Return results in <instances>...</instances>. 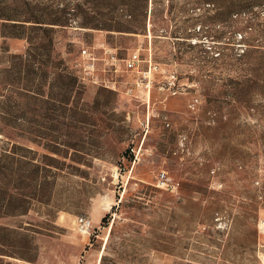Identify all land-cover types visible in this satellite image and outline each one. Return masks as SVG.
<instances>
[{"label":"rangeland","instance_id":"374dc122","mask_svg":"<svg viewBox=\"0 0 264 264\" xmlns=\"http://www.w3.org/2000/svg\"><path fill=\"white\" fill-rule=\"evenodd\" d=\"M59 2L71 7L55 49L70 68L84 45L138 49L150 93L126 92L134 70L118 90L79 80L53 151L26 97V137L13 136L26 161L0 174V264H264V0H147L122 29L89 13L107 0ZM242 8L263 24L231 20ZM25 10L0 0V99L28 44L8 16Z\"/></svg>","mask_w":264,"mask_h":264},{"label":"trees","instance_id":"16d2710c","mask_svg":"<svg viewBox=\"0 0 264 264\" xmlns=\"http://www.w3.org/2000/svg\"><path fill=\"white\" fill-rule=\"evenodd\" d=\"M25 2V18H18L17 14L8 16L12 19L9 25L13 26L10 35L23 37L28 44L25 51L10 54L6 66L8 76L4 84L9 87L4 98L0 99V133L10 139L11 145L4 147L0 153V174L3 176L8 175L11 162L21 164L26 161L27 146L13 137H26V97L29 96L32 101L31 131L35 137L47 138V147L53 151L59 143L54 131L58 125L67 123L65 118L70 116L74 108L73 94L79 83L78 76L55 49L56 27L67 24L69 16L66 13L71 7L69 2L63 6H59V0ZM80 4L74 3V7ZM146 10L147 0H107V5L90 8L89 13L98 23L122 29L119 27L124 17L129 15L141 19L146 16ZM233 17L245 18L247 25L252 28L253 24H263L258 21L260 13L250 8L232 12L231 20ZM19 26H24L26 30L18 31ZM40 106L46 109L45 112ZM61 115H64V119L60 118ZM42 126L48 129L44 131L45 135L40 133L43 131Z\"/></svg>","mask_w":264,"mask_h":264},{"label":"built area","instance_id":"2783aa9c","mask_svg":"<svg viewBox=\"0 0 264 264\" xmlns=\"http://www.w3.org/2000/svg\"><path fill=\"white\" fill-rule=\"evenodd\" d=\"M141 62L142 57L138 49L133 50L128 56H121L117 48L109 44H104L101 54L89 45H84L73 68L80 81L104 85L116 90L119 89L120 77L124 76L125 72L134 70L140 74L132 85L127 86L126 92H134L137 87H142L147 88V92L150 93L152 78L149 72L152 71V65L149 70L142 69ZM79 224L82 231H88L91 220L81 216Z\"/></svg>","mask_w":264,"mask_h":264}]
</instances>
